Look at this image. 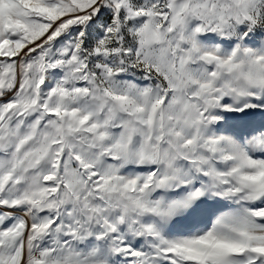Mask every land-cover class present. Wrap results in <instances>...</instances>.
<instances>
[{
	"label": "snow or ice",
	"instance_id": "snow-or-ice-1",
	"mask_svg": "<svg viewBox=\"0 0 264 264\" xmlns=\"http://www.w3.org/2000/svg\"><path fill=\"white\" fill-rule=\"evenodd\" d=\"M0 264H264V0H0Z\"/></svg>",
	"mask_w": 264,
	"mask_h": 264
}]
</instances>
